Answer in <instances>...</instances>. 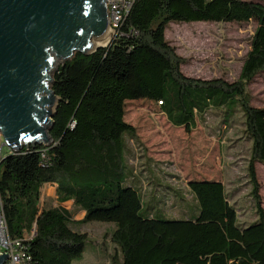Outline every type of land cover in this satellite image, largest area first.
<instances>
[{
  "label": "trees",
  "instance_id": "16d2710c",
  "mask_svg": "<svg viewBox=\"0 0 264 264\" xmlns=\"http://www.w3.org/2000/svg\"><path fill=\"white\" fill-rule=\"evenodd\" d=\"M252 20L257 26L233 82L186 75V60L166 38L171 23ZM116 34L107 46L89 56L77 52L54 69L52 88L59 102L49 131L52 143L11 150L2 161L0 202L10 236L34 230L32 240L25 241L29 264L80 260L88 235L78 227L91 221L113 224L118 264H264V207L256 169V163H264V107L252 103L248 88L264 73V1L135 0ZM142 99L159 104L171 123L186 131L209 111L223 116L225 124L241 112L251 142L247 171L256 221L241 224L221 181L188 183L197 204L191 217L165 218L158 199L146 202L132 184L137 171L130 163V141L138 137L125 121L126 102ZM49 183L57 184L59 204L73 201L85 212L82 220L61 205L44 200L41 206ZM146 205L150 211L143 215Z\"/></svg>",
  "mask_w": 264,
  "mask_h": 264
},
{
  "label": "rangeland",
  "instance_id": "374dc122",
  "mask_svg": "<svg viewBox=\"0 0 264 264\" xmlns=\"http://www.w3.org/2000/svg\"><path fill=\"white\" fill-rule=\"evenodd\" d=\"M256 26L255 20L246 23H171L166 30V38L186 60L182 65L186 75L202 79L223 77L233 82L240 75ZM116 35L113 32L104 45ZM248 88L252 103L264 107V73L258 75ZM125 110V121L136 128L138 137V140L130 141L133 150L130 163L137 171L132 184L145 194L146 202L154 198L160 201L158 207L166 214L165 218L191 217L196 213L197 204L188 183L207 180L225 184L242 225L258 219L247 171L251 142L244 133L240 111L227 124L218 112L209 111L203 119H198L193 130L186 131L184 127L172 124L160 105L151 100L127 101ZM3 142L0 134V160L11 152ZM256 169L264 207V163H256ZM3 172L4 166L0 165V175ZM176 189L183 194L182 201L177 199L173 191ZM57 199V186L47 185L42 189L41 206L44 200L54 206L61 205ZM65 205L74 213L76 220L84 218V212L72 202ZM149 207L145 206L143 215L149 213ZM156 207L155 204L154 211L158 209ZM113 227L112 223L102 221L79 226L88 235V242L83 257L74 264H118V249L110 238ZM31 234L34 237V230Z\"/></svg>",
  "mask_w": 264,
  "mask_h": 264
},
{
  "label": "water",
  "instance_id": "95a60500",
  "mask_svg": "<svg viewBox=\"0 0 264 264\" xmlns=\"http://www.w3.org/2000/svg\"><path fill=\"white\" fill-rule=\"evenodd\" d=\"M110 29L107 0H0V134L14 152L49 145L58 107L53 69L86 56ZM0 160V165L2 163ZM9 257L0 255V264Z\"/></svg>",
  "mask_w": 264,
  "mask_h": 264
},
{
  "label": "built area",
  "instance_id": "2783aa9c",
  "mask_svg": "<svg viewBox=\"0 0 264 264\" xmlns=\"http://www.w3.org/2000/svg\"><path fill=\"white\" fill-rule=\"evenodd\" d=\"M135 0H107L110 29L117 33V28L129 13ZM33 234H24L21 238L10 236L7 221L0 202V255L8 254L9 257L2 264H24L25 241H30Z\"/></svg>",
  "mask_w": 264,
  "mask_h": 264
},
{
  "label": "bare ground",
  "instance_id": "6f19581e",
  "mask_svg": "<svg viewBox=\"0 0 264 264\" xmlns=\"http://www.w3.org/2000/svg\"><path fill=\"white\" fill-rule=\"evenodd\" d=\"M113 32L114 31L112 29H108V31L105 33V35L101 39L96 41L95 46L104 45L105 43H107L110 40V38L112 37ZM25 259L26 260H24V264H29L30 256L28 255L27 252H25Z\"/></svg>",
  "mask_w": 264,
  "mask_h": 264
},
{
  "label": "crops",
  "instance_id": "0c3cea01",
  "mask_svg": "<svg viewBox=\"0 0 264 264\" xmlns=\"http://www.w3.org/2000/svg\"><path fill=\"white\" fill-rule=\"evenodd\" d=\"M255 106H256V105H255ZM258 107H261V106H258ZM47 185H55V186H57L56 183H49V184H45L44 187H46ZM44 187H43V188H44ZM68 202H72V203H73V201H66V202H62L61 205L64 206L66 209H68V206L65 205V204L68 203ZM68 210H69V209H68ZM83 212H84V211H83ZM84 216H85V212H84Z\"/></svg>",
  "mask_w": 264,
  "mask_h": 264
}]
</instances>
